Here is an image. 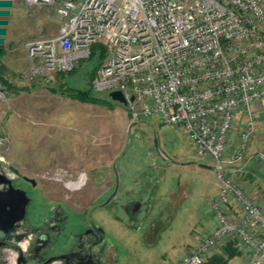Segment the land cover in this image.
Masks as SVG:
<instances>
[{
    "label": "built area",
    "instance_id": "2783aa9c",
    "mask_svg": "<svg viewBox=\"0 0 264 264\" xmlns=\"http://www.w3.org/2000/svg\"><path fill=\"white\" fill-rule=\"evenodd\" d=\"M21 1L52 6L61 20L57 35L27 43L31 79L71 73L100 45L105 55L90 89L121 91L131 116L181 128L195 159L211 160L219 189L210 201L212 229L171 264H202L214 247L231 241L244 264H264V209L226 170L246 155L255 130L249 110L264 99V0ZM242 110L239 143L226 160ZM248 158L264 163V150Z\"/></svg>",
    "mask_w": 264,
    "mask_h": 264
},
{
    "label": "rangeland",
    "instance_id": "374dc122",
    "mask_svg": "<svg viewBox=\"0 0 264 264\" xmlns=\"http://www.w3.org/2000/svg\"><path fill=\"white\" fill-rule=\"evenodd\" d=\"M54 10L0 0V64L9 86L0 84V161L33 179L36 189L29 194L38 191L45 205L61 201L79 211L89 209L103 189L107 195L112 190L113 165L120 180L114 202H125L130 194L125 198L122 192L131 190L140 210L128 215L110 203L91 214L109 244L118 246L116 256L108 253L112 264H171L193 246L201 224L212 220L217 176L200 168L211 160L195 159L181 128L160 125L156 118L135 119L108 92L91 90L105 104L63 95L66 86L90 89L94 58L80 61L71 73L31 79L27 43L58 34L61 20ZM38 204L42 201L28 209Z\"/></svg>",
    "mask_w": 264,
    "mask_h": 264
},
{
    "label": "flooded vegetation",
    "instance_id": "af4514ba",
    "mask_svg": "<svg viewBox=\"0 0 264 264\" xmlns=\"http://www.w3.org/2000/svg\"><path fill=\"white\" fill-rule=\"evenodd\" d=\"M111 168L115 184L112 190L107 195V189H103L88 206L89 209L79 211L61 201L47 202L48 205H45L47 200L38 191L35 190L36 196L29 194L30 188L36 189L34 180L33 183L27 181L21 172L9 166L3 167L0 161V180L3 181L0 183V193L13 188L21 190L28 198L25 214L15 222L0 245V264H5L4 258L11 264H112L113 259L108 253L113 250L116 256L118 246L112 242L109 244L102 224L92 219L91 214L97 209L106 211L110 203H115L117 210L134 215L140 210V205L136 198L133 199L131 190H123L125 198L130 194L124 204L114 202L118 197L120 180L113 165ZM37 200L42 201V205L33 206L30 211L28 207Z\"/></svg>",
    "mask_w": 264,
    "mask_h": 264
},
{
    "label": "crops",
    "instance_id": "0c3cea01",
    "mask_svg": "<svg viewBox=\"0 0 264 264\" xmlns=\"http://www.w3.org/2000/svg\"><path fill=\"white\" fill-rule=\"evenodd\" d=\"M249 111H251V114L253 116L255 130L250 135L248 143L246 144V155L242 157L241 160H235L232 165H228L226 170L228 175L235 182L237 181L239 184L244 185L247 188L246 190H248V193H250L249 195L252 196V199H254L261 206V208L264 209V163L254 162L253 160H250V158L247 159L249 155L251 156L261 149L264 150V126L262 123V121L264 120V99L252 105ZM238 114L235 116L237 118L234 119L233 132H230L229 134L230 144L229 147H227V150L229 151L227 152L226 160H230L235 153L236 144L239 143L238 133L244 127L243 123L247 116V111L242 110V113L240 111ZM217 183H215L214 190L212 191V195L210 196V201L211 198L218 193L219 189ZM186 195L187 193H185L183 199L186 197ZM229 214H231L230 216L232 217V219H236L238 216V214H236L233 210H231ZM213 221L214 217L212 216L211 222H209L208 224L205 223L204 225L201 224L200 234L208 233L212 229ZM200 234L197 233L192 236L194 244L193 246H190L188 244L187 248H185L183 256L187 255L193 250V247H195L197 244L196 237ZM233 243V247L235 248V251L238 252V255L230 260H227L226 264H244V253L241 251L240 247H238L236 241H233ZM219 249L220 246L214 247L211 251V255L214 252L219 253ZM183 256H181V258Z\"/></svg>",
    "mask_w": 264,
    "mask_h": 264
},
{
    "label": "water",
    "instance_id": "95a60500",
    "mask_svg": "<svg viewBox=\"0 0 264 264\" xmlns=\"http://www.w3.org/2000/svg\"><path fill=\"white\" fill-rule=\"evenodd\" d=\"M121 91H114L108 94V98L115 103H120L125 106L127 103L123 98ZM132 100V97L129 99ZM200 168L207 170H215L213 165H200ZM27 181L33 183V179H27ZM3 182L0 180V183ZM28 202V198L25 197L21 190H14L11 188L5 193H0V245L3 244L4 238L8 234L9 230L13 228L15 222L19 221L25 214V206ZM8 206V208H7ZM7 208V210H6Z\"/></svg>",
    "mask_w": 264,
    "mask_h": 264
},
{
    "label": "trees",
    "instance_id": "16d2710c",
    "mask_svg": "<svg viewBox=\"0 0 264 264\" xmlns=\"http://www.w3.org/2000/svg\"><path fill=\"white\" fill-rule=\"evenodd\" d=\"M91 57L94 58L95 62V68L93 71L89 74V79L91 80L93 74L96 72L98 69V65L100 62L103 60V57L105 55L104 50L102 49V46L97 45L94 47H91L90 51ZM5 70V67L3 64H0V84L1 85H6L8 88V83L5 81V79L2 77V73ZM63 95L69 96L72 99L82 101V102H90V103H103L105 104L106 100L104 99H99V97H96L91 89L88 88L86 91H76L74 89L69 88V86H66L64 91L62 92ZM234 243L233 241L227 242L226 245L220 246L219 253H213L210 255L202 264H226L227 260H230L238 255V252L235 251V248L233 247Z\"/></svg>",
    "mask_w": 264,
    "mask_h": 264
}]
</instances>
